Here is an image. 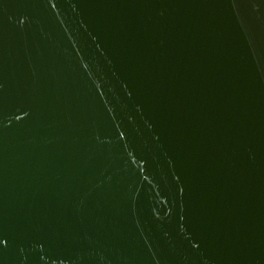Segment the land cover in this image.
<instances>
[{
	"label": "water",
	"instance_id": "95a60500",
	"mask_svg": "<svg viewBox=\"0 0 264 264\" xmlns=\"http://www.w3.org/2000/svg\"><path fill=\"white\" fill-rule=\"evenodd\" d=\"M0 264H264V0H0Z\"/></svg>",
	"mask_w": 264,
	"mask_h": 264
}]
</instances>
